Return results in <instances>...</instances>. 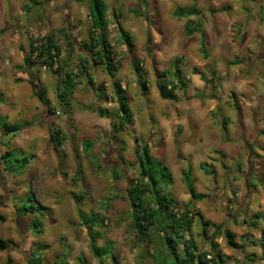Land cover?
I'll return each mask as SVG.
<instances>
[{"label":"clouds","instance_id":"9594fccd","mask_svg":"<svg viewBox=\"0 0 264 264\" xmlns=\"http://www.w3.org/2000/svg\"><path fill=\"white\" fill-rule=\"evenodd\" d=\"M128 4L137 44L109 33L104 65L108 44L129 74L139 57L152 91L137 70L113 96L89 0H0V264H154L165 237L174 257L264 264V0Z\"/></svg>","mask_w":264,"mask_h":264},{"label":"trees","instance_id":"16d2710c","mask_svg":"<svg viewBox=\"0 0 264 264\" xmlns=\"http://www.w3.org/2000/svg\"><path fill=\"white\" fill-rule=\"evenodd\" d=\"M89 4H90V8H91V12L92 15L95 19V23H94V27L101 29L100 34L98 35L97 33L93 32L92 34V39H93V44H92V48L94 51V54L99 56L100 59L98 61V64L100 65H104V58H103V46L106 44L107 39H106V32L108 29V14L106 15V13H108V7L107 4L105 3L104 0H89ZM127 39V37L124 38V40ZM50 47L54 48L56 55L59 56V52L60 49L58 46L56 45H51V42H49ZM97 47H100V52H95V49ZM107 47L109 48V63L107 65L103 66V70L110 76L113 77L115 76V73L117 71V67L115 66V62L117 63V61L114 58V53L111 50L110 45L108 44ZM137 70L141 71V68L138 66V63H136L134 65V71L137 72ZM69 76V80H66L65 83H70V73L67 74ZM162 76L166 75L165 73H161ZM21 79H17V81H20ZM170 83V81L165 80L163 82V86L165 88H167L168 84ZM115 85L117 87V89H119L120 92H123V89H121L120 87V82L119 79L116 78L115 79ZM144 87L146 88V83L144 82ZM173 87H175V85H173ZM71 91V87L69 86V88L66 89V92H70ZM125 107H127L125 105ZM84 150L87 151L88 150V145H84ZM154 180L150 181V183L155 182L156 180H159L161 178L160 173L156 172L154 170ZM143 175V173H142ZM144 186L141 185L140 187L134 189V191L137 192H142L144 191ZM138 199L141 200V203L143 202L142 199L140 197H138ZM168 206H169V211L168 214L172 217V224L171 227L173 229H175L177 227V222H176V218H175V213L171 210V205L173 203V201L169 200L168 202ZM159 210H152L151 208L144 210V216L142 217V220L144 223H147L148 225H151L152 223L159 222V215H158ZM199 214V213H198ZM201 216V215H200ZM253 224L255 223L256 220L259 219V217L257 215L253 216ZM2 217L0 216V221H2ZM189 225L191 223V221L188 222ZM145 232L147 233V229H145ZM232 236H235L234 233H231ZM149 239L150 242L151 241V236L149 235ZM172 239V237H165L162 238L161 241L164 244V251L165 253V259L162 258V255L158 254V259H160L159 264H191L192 261H195L196 264H203V261H201L198 257L193 255V252L195 251V248H193V251H187L185 256L183 258L176 256L174 257L172 255L171 250L168 248V243L167 241ZM225 239H228V236L225 237ZM163 254V253H161ZM5 264H11V259L9 258L8 260L5 261Z\"/></svg>","mask_w":264,"mask_h":264},{"label":"rangeland","instance_id":"374dc122","mask_svg":"<svg viewBox=\"0 0 264 264\" xmlns=\"http://www.w3.org/2000/svg\"><path fill=\"white\" fill-rule=\"evenodd\" d=\"M104 1L108 5L109 0H104ZM113 3L128 5V13L129 14L125 15L123 8H116V7H112L111 9L108 8V13H107L108 14V16H107L108 17V29L106 32V39L108 40V34L114 31L116 34L114 38L120 42L122 47L127 49V45L124 44V41H125L124 38L125 37H127V40L131 43V45L133 47H135L137 44V36L135 35L136 29H135V25L133 23H129L130 17L132 15L131 5L128 4V0H113ZM118 17H119V19H118ZM110 24L113 25V28L109 27ZM109 45H110L111 50H112L111 44H109ZM112 52L114 53V58L117 61V63L115 62V66L117 67L115 77L119 79L120 87H121V89H123V92H125L127 95H132L133 83L135 84L136 89H139V85H140V80H139L138 76L136 77V79L134 81L132 79V77L136 73L134 71V65H129L133 69L132 73L129 74L126 71L125 67L121 64V62L116 59V53L114 51H112ZM194 55H198V53H195ZM137 63H138V66L141 68L140 72L144 73V76H145L144 82L146 83V89H148L149 93H151L152 88L149 86V80H148L149 69L144 67L140 63L139 57H137ZM109 78L111 79L112 77L109 76ZM124 81L128 82L127 91L122 86ZM17 82L20 84L21 88L24 86L22 83H20V81H17ZM116 89H117V87L115 85V80H114V87H113V92H112L113 96H116V94H117ZM105 92H107V89H105ZM260 136H264V132L261 133ZM258 143H259V140L254 141L253 144L250 145V147L252 149V161L254 160V167H256V165H257V159L264 161V148L257 149ZM252 187H255V185H252ZM198 215H201V218L204 219L203 213H199ZM0 216L3 219L2 221H0V225H3L6 222V217H4L3 215H0ZM253 221H254V219H253ZM212 223H213V221L211 219H205V224H212ZM216 246H217V248L219 247V242H217ZM161 253H163V254H161ZM165 253L166 252L164 251V244L161 241L160 244L157 246V249H156L154 256L152 257L154 264H159L160 259L157 258L158 254L162 255V258L165 259L166 258Z\"/></svg>","mask_w":264,"mask_h":264},{"label":"crops","instance_id":"0c3cea01","mask_svg":"<svg viewBox=\"0 0 264 264\" xmlns=\"http://www.w3.org/2000/svg\"><path fill=\"white\" fill-rule=\"evenodd\" d=\"M19 78V77H18ZM17 78V79H18ZM19 79H21V78H19ZM21 81V80H20ZM264 132V130H257V137H259L260 135H261V133H263ZM247 162V161H246ZM251 165H252V167L253 168H255L254 167V160L252 161V159H251ZM235 235V234H234Z\"/></svg>","mask_w":264,"mask_h":264}]
</instances>
